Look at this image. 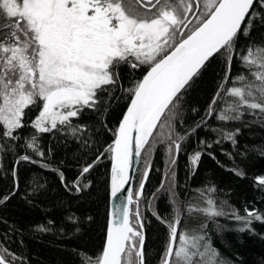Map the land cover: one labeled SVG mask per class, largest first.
Masks as SVG:
<instances>
[{
    "label": "snow or ice",
    "instance_id": "obj_1",
    "mask_svg": "<svg viewBox=\"0 0 264 264\" xmlns=\"http://www.w3.org/2000/svg\"><path fill=\"white\" fill-rule=\"evenodd\" d=\"M138 5L150 7L140 11ZM257 19L264 25V0H203L202 4L201 0H0V140L17 141L21 139L18 130L30 127L35 134L24 138V147L40 158L34 160L28 154L16 158L12 168L14 182L16 165L28 161L57 171L61 183L68 188L64 174L44 162L39 135L66 130L79 138L78 134L86 127L74 125L72 119L78 118L85 108L99 111L98 105L102 103L99 93L110 91L109 86L116 87L120 81L119 67L126 64L137 69L147 65L145 74L131 87L121 86L130 102L115 129L112 144L105 149L112 160L111 196L117 197L125 190L134 157L154 149L155 135L163 136L157 130L167 128L171 173L168 183L175 197V172L171 169L185 137L176 135L173 139L171 134L174 109L184 91L222 50L227 54L230 72L238 39L250 37ZM241 59L252 79L241 74L231 87L222 83L209 105L207 117L216 113L215 105L223 98L221 92L232 99L225 100L216 119L239 120L244 114L242 110L264 116V45L249 44ZM229 79L226 73L225 82ZM32 108H38V114L26 123V110ZM224 138L232 140L233 134L225 133ZM15 148L16 145L5 147V143H0V153L14 152ZM201 155V151H195L189 156L193 171ZM99 159L98 156L93 163L86 164L72 182L76 193L90 187V184L81 187V179ZM149 171L146 166L139 188L127 189L125 202L114 205L102 252L94 260L86 259L84 264H146L144 218L139 205ZM233 171L238 176L244 175L239 169ZM257 182L264 185V177H257ZM163 188L164 182L157 192ZM200 194L204 206L189 202L185 208L188 219L183 221V227L178 205L171 220L153 213L168 228L160 264H228L211 243L205 231L207 222L195 226L189 223L199 216L214 221L216 217L229 215L211 196ZM11 195L15 192L0 198V204ZM245 213L241 216L234 210L231 212V218L243 224L238 232L251 230L253 221L264 223V215L258 211L245 209ZM66 219L73 225L78 222L74 215ZM52 223L48 221L49 225ZM36 230L50 229L39 225ZM18 259L7 248L0 247V264H14Z\"/></svg>",
    "mask_w": 264,
    "mask_h": 264
},
{
    "label": "trees",
    "instance_id": "obj_2",
    "mask_svg": "<svg viewBox=\"0 0 264 264\" xmlns=\"http://www.w3.org/2000/svg\"><path fill=\"white\" fill-rule=\"evenodd\" d=\"M254 23L250 37L241 36L238 39L230 72L227 54L222 50L184 91L174 109L171 134L173 139L176 135L185 137L181 141L176 164L171 169L175 172V197L171 195V185L168 183L171 174L170 141L166 137L169 130L158 129L157 133L162 132L163 136L155 135L157 143L154 149L142 152L139 157L133 190L138 189L146 166L150 168L139 205L144 218L146 264H160L168 239V228L153 213L171 220L174 207L178 205L183 227V221L188 219L186 205L199 202L204 206L201 192L211 196L216 205L229 215L216 217L214 221L199 216L198 220L189 223L195 226L207 222L205 231L228 264H264V223L253 221L251 230L238 232L237 229L243 224L231 218L233 210L241 216L246 214L245 209L264 215V185L257 182V177H264V116L252 110H242L244 114L239 120L216 119L225 106V100L232 99L224 97L221 92L223 98L215 105L216 113L207 117L209 105L222 83L231 87L233 80L241 74L252 79L241 56L249 44L264 45V25L259 19ZM147 68V65H142L133 69L126 64L119 67L120 81L116 87L109 86L110 91L99 93L102 101L98 105L99 111L85 108L78 118L72 119L74 125L86 127L84 132L78 134L79 138L66 130L39 135L40 148L45 152L44 162L51 169H59L64 174L68 188L61 183L57 171L28 161H20L16 165L17 179L14 182L12 168L16 158L28 154L34 160L40 159L24 147V138L35 134L34 129L24 127L18 130L21 139L17 141L0 140L5 147L8 144L16 145L14 152L0 153V198L15 192L9 200L0 204V247L19 257L14 264H84L86 259L94 260L102 252L111 155L105 149L112 144L120 116L130 100L121 86L131 87ZM226 73L230 76L227 82ZM109 100L110 103H107ZM26 111V123L38 114V108ZM197 124L201 126L197 128ZM225 133L233 134V139H225ZM209 144L211 147L207 146ZM195 151H201L202 155L193 171L189 156ZM98 156L99 161L81 179V187L84 184H90V187L76 193L71 187L72 182L80 176L82 168L93 163ZM233 169H239L244 175H236ZM162 182L164 188L157 192ZM209 188L215 191L209 193ZM131 207L134 209L135 205ZM69 215L78 218L75 225L66 219ZM48 221L53 223L49 225ZM39 225H46L50 230L37 231Z\"/></svg>",
    "mask_w": 264,
    "mask_h": 264
},
{
    "label": "water",
    "instance_id": "obj_3",
    "mask_svg": "<svg viewBox=\"0 0 264 264\" xmlns=\"http://www.w3.org/2000/svg\"><path fill=\"white\" fill-rule=\"evenodd\" d=\"M147 71V69L144 71V73L142 74V76L145 74V72ZM142 76L140 78H142ZM130 102V100L128 101V103ZM127 103V105H128ZM127 105L125 106V109L124 111L122 112L121 116H120V121L121 119L123 118V115L126 111V108H127ZM120 121L118 122L116 128L118 127ZM114 140V137L112 139V142ZM139 158H135L133 159V164H132V167L128 170V174H129V180L128 182L124 185V189L125 190H122L120 193L117 194V197H112L111 196V177H112V160H111V155H110V166H109V176H108V202H107V205H108V211H107V221H106V230H105V234H104V242H103V246L102 248H104V245L106 243V239H107V231H108V226H109V219H110V213L114 207V205L116 204H122L125 202V199L128 195L127 193V189L129 188H133V180H134V176H135V170L138 166V163H139ZM141 182V181H140ZM139 188V187H138ZM131 207V206H130ZM145 236V235H144ZM103 250V249H102Z\"/></svg>",
    "mask_w": 264,
    "mask_h": 264
},
{
    "label": "flooded vegetation",
    "instance_id": "obj_4",
    "mask_svg": "<svg viewBox=\"0 0 264 264\" xmlns=\"http://www.w3.org/2000/svg\"><path fill=\"white\" fill-rule=\"evenodd\" d=\"M137 7H138L140 10L145 11V8H146V7H150V5H146L145 8H140L139 5H138Z\"/></svg>",
    "mask_w": 264,
    "mask_h": 264
},
{
    "label": "rangeland",
    "instance_id": "obj_5",
    "mask_svg": "<svg viewBox=\"0 0 264 264\" xmlns=\"http://www.w3.org/2000/svg\"><path fill=\"white\" fill-rule=\"evenodd\" d=\"M202 2H203V0H201V4H202ZM140 10V9H139ZM140 11H142V10H140Z\"/></svg>",
    "mask_w": 264,
    "mask_h": 264
}]
</instances>
